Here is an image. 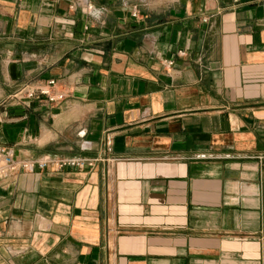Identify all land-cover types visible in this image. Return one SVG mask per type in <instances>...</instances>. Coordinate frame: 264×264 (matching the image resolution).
Wrapping results in <instances>:
<instances>
[{
	"label": "crops",
	"instance_id": "1",
	"mask_svg": "<svg viewBox=\"0 0 264 264\" xmlns=\"http://www.w3.org/2000/svg\"><path fill=\"white\" fill-rule=\"evenodd\" d=\"M0 145L90 160L0 175V264H264V0H0Z\"/></svg>",
	"mask_w": 264,
	"mask_h": 264
},
{
	"label": "built area",
	"instance_id": "2",
	"mask_svg": "<svg viewBox=\"0 0 264 264\" xmlns=\"http://www.w3.org/2000/svg\"><path fill=\"white\" fill-rule=\"evenodd\" d=\"M135 15V12L132 11ZM201 20H205V17H201ZM181 52V51H177ZM171 61L168 60L167 63ZM56 81L54 77H47L42 83L35 87H21L17 90L14 97L29 100H45L53 103L60 99V93L55 87ZM89 164L90 160L79 156H49L45 155L39 158H19L14 156L11 147L7 145H0V175H6L15 170L31 171L33 169L44 168L48 165L54 168L62 167H80L84 164ZM80 264V263H77Z\"/></svg>",
	"mask_w": 264,
	"mask_h": 264
}]
</instances>
